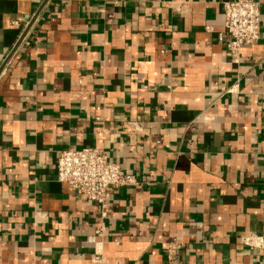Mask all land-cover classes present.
<instances>
[{"label":"crops","instance_id":"0c3cea01","mask_svg":"<svg viewBox=\"0 0 264 264\" xmlns=\"http://www.w3.org/2000/svg\"><path fill=\"white\" fill-rule=\"evenodd\" d=\"M227 1L0 0V264H264V0L238 64ZM92 147L143 182L103 214L56 180Z\"/></svg>","mask_w":264,"mask_h":264},{"label":"built area","instance_id":"2783aa9c","mask_svg":"<svg viewBox=\"0 0 264 264\" xmlns=\"http://www.w3.org/2000/svg\"><path fill=\"white\" fill-rule=\"evenodd\" d=\"M223 30L218 35L233 64L240 60L241 46L258 40L260 36L261 15L259 3L256 0H233L222 4ZM37 16L23 23L22 33L18 43L28 37L32 24ZM8 61L2 64L0 75L4 73ZM237 84L229 87L225 93H238ZM136 131L139 129L134 122H129ZM56 180L76 194L81 202H91L98 205L102 214L107 206L111 191L121 188H136L143 186L136 176L125 172L118 164L112 162L107 154L98 148H82L79 150H64L59 153L55 164ZM101 229L98 230V234ZM243 246L261 248V239L252 235L241 240Z\"/></svg>","mask_w":264,"mask_h":264}]
</instances>
